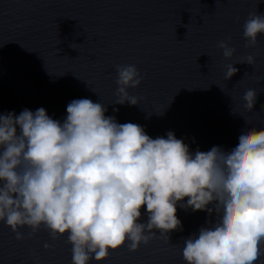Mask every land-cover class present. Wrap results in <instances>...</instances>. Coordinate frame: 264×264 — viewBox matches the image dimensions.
Instances as JSON below:
<instances>
[{"label":"water","instance_id":"1","mask_svg":"<svg viewBox=\"0 0 264 264\" xmlns=\"http://www.w3.org/2000/svg\"><path fill=\"white\" fill-rule=\"evenodd\" d=\"M256 11L264 14V0H0V113L43 107L63 122L72 100L88 98L153 139L171 131L193 154L229 151L241 130L264 128V33L248 48L243 35ZM221 40L236 49L230 60L217 47ZM249 54L255 64L240 63ZM120 64L135 65L143 77L128 89L139 105L116 104ZM228 64L238 72L225 80ZM248 88L257 91L251 110L243 100ZM141 212L139 222L147 223L146 206ZM177 216L181 226L170 238L154 230L136 251L126 243L88 264H186L183 240L214 215L178 206ZM20 231L18 240L0 221V264H72L66 234L52 239L43 226L33 235L27 226Z\"/></svg>","mask_w":264,"mask_h":264},{"label":"clouds","instance_id":"2","mask_svg":"<svg viewBox=\"0 0 264 264\" xmlns=\"http://www.w3.org/2000/svg\"><path fill=\"white\" fill-rule=\"evenodd\" d=\"M261 33L264 14L249 13L245 47ZM217 47L225 59L236 52L226 40ZM240 63L254 65L255 56ZM226 68L225 80L238 72L234 64ZM142 81L135 65H117L116 104L139 105L128 89ZM256 95L245 90L246 109ZM66 111L63 122L43 107L0 113V221L18 240L22 227L33 235L43 226L52 239L66 234L72 264L103 261L126 243L136 251L154 230L170 238L181 226L179 206L214 215L183 240L186 264H256L264 257V128L241 130L229 151L213 146L193 154L171 131L153 139L139 124L118 123L102 102L75 99ZM144 206L147 223L139 222Z\"/></svg>","mask_w":264,"mask_h":264}]
</instances>
